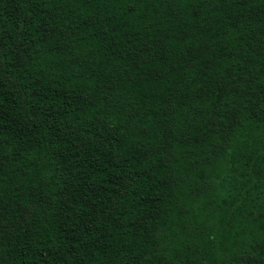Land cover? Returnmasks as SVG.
<instances>
[{
    "label": "trees",
    "instance_id": "trees-1",
    "mask_svg": "<svg viewBox=\"0 0 264 264\" xmlns=\"http://www.w3.org/2000/svg\"><path fill=\"white\" fill-rule=\"evenodd\" d=\"M0 264H264V0H0Z\"/></svg>",
    "mask_w": 264,
    "mask_h": 264
}]
</instances>
